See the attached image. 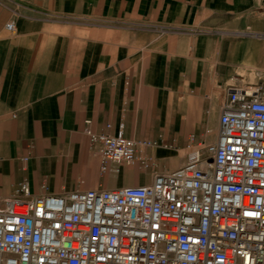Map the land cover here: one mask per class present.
Returning a JSON list of instances; mask_svg holds the SVG:
<instances>
[{"label": "crops", "instance_id": "crops-1", "mask_svg": "<svg viewBox=\"0 0 264 264\" xmlns=\"http://www.w3.org/2000/svg\"><path fill=\"white\" fill-rule=\"evenodd\" d=\"M263 84L264 0H0V201L25 181L36 196L150 184ZM122 125L151 164L103 173L88 132Z\"/></svg>", "mask_w": 264, "mask_h": 264}, {"label": "built area", "instance_id": "built-area-1", "mask_svg": "<svg viewBox=\"0 0 264 264\" xmlns=\"http://www.w3.org/2000/svg\"><path fill=\"white\" fill-rule=\"evenodd\" d=\"M88 134L103 173L151 164L123 125ZM187 151L143 186L36 196L21 183L0 201V264H264V84L231 93L216 142Z\"/></svg>", "mask_w": 264, "mask_h": 264}, {"label": "rangeland", "instance_id": "rangeland-1", "mask_svg": "<svg viewBox=\"0 0 264 264\" xmlns=\"http://www.w3.org/2000/svg\"><path fill=\"white\" fill-rule=\"evenodd\" d=\"M128 176H130V175H128ZM133 176L132 177H130L128 180H129V185L128 186H133ZM121 186H123V184H121L120 186H118V187H121Z\"/></svg>", "mask_w": 264, "mask_h": 264}, {"label": "bare ground", "instance_id": "bare-ground-1", "mask_svg": "<svg viewBox=\"0 0 264 264\" xmlns=\"http://www.w3.org/2000/svg\"><path fill=\"white\" fill-rule=\"evenodd\" d=\"M122 173V172H121ZM121 175V174H120Z\"/></svg>", "mask_w": 264, "mask_h": 264}]
</instances>
